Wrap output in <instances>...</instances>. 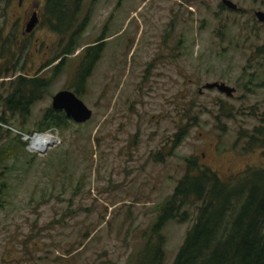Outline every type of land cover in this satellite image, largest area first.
<instances>
[{
	"label": "rangeland",
	"instance_id": "1",
	"mask_svg": "<svg viewBox=\"0 0 264 264\" xmlns=\"http://www.w3.org/2000/svg\"><path fill=\"white\" fill-rule=\"evenodd\" d=\"M10 1L0 2V67H9L0 74V115L8 119L0 122V264H131L187 158L223 179L264 167V22L254 15L264 0H231L236 10L221 8V0H83L80 18L87 15L88 24L57 71L68 34L49 28L45 0H36L39 28L19 42L22 59L6 58L18 53ZM96 41L103 50L77 94L92 117L38 132L52 96L74 92L80 52ZM20 72L48 80L25 117L4 112ZM207 82L235 90L227 96L203 88ZM43 133L54 142L30 141ZM242 133H253L255 144ZM192 223L191 216L163 228V264Z\"/></svg>",
	"mask_w": 264,
	"mask_h": 264
},
{
	"label": "trees",
	"instance_id": "2",
	"mask_svg": "<svg viewBox=\"0 0 264 264\" xmlns=\"http://www.w3.org/2000/svg\"><path fill=\"white\" fill-rule=\"evenodd\" d=\"M82 4L83 0H45L44 15L49 28L62 37L68 34L67 44L54 71L60 69L65 58L75 51L76 41L88 24L87 15L80 18ZM220 7L224 5L221 3ZM102 46L96 41L80 52L72 85L76 94L84 91L86 78L98 61ZM258 50L263 53L264 44ZM12 86L13 90L4 99V112L15 115L18 111L20 117H25L31 104L46 92L48 80L21 76ZM187 113L188 110L183 115ZM195 118L193 116L192 120ZM260 121L264 123V112ZM0 122L5 124L8 119L0 115ZM71 123L63 111L48 107L35 123V130L62 131ZM187 126L178 129L172 149L185 136ZM255 131L261 134V128H255ZM242 136L248 137V146L255 144L253 133H242ZM2 186L3 183L0 184V195ZM156 209L154 220L143 232L145 241L134 254L131 264H163V228L169 221L182 222L191 216L193 223L171 264H264V167L248 168L232 178L223 179L212 168L201 166L195 158L189 157L186 170L173 192Z\"/></svg>",
	"mask_w": 264,
	"mask_h": 264
},
{
	"label": "water",
	"instance_id": "3",
	"mask_svg": "<svg viewBox=\"0 0 264 264\" xmlns=\"http://www.w3.org/2000/svg\"><path fill=\"white\" fill-rule=\"evenodd\" d=\"M222 4L230 9H237V5L231 0H221ZM256 19L264 22V11L258 10L254 13ZM35 19H32L27 26V31L33 28ZM205 89L216 88L219 92L231 96L234 88L222 82H207ZM51 108L55 111H63L67 118L75 123H85L92 117V110L71 90L64 89L57 91L52 96Z\"/></svg>",
	"mask_w": 264,
	"mask_h": 264
},
{
	"label": "flooded vegetation",
	"instance_id": "4",
	"mask_svg": "<svg viewBox=\"0 0 264 264\" xmlns=\"http://www.w3.org/2000/svg\"><path fill=\"white\" fill-rule=\"evenodd\" d=\"M10 2L11 4H13L15 8V12L12 13V16L16 17L14 19V30L12 31V36H13L12 38L15 39L14 48L18 50V53L14 52L13 50L8 51L6 52L7 53L6 58L8 60H13L14 63L15 61L17 62L19 60L20 55L22 59L21 53L23 50L19 47L20 40L30 38L34 35L36 30L40 26L42 12L41 9H39V5L36 0H17V1L11 0ZM32 19H35L33 28L30 31H27V26ZM13 39L12 41H14ZM35 51H37V48H35ZM20 68L24 70L23 63H21ZM15 69L16 66L12 65L11 71H14ZM8 72H9V67L6 66L3 69L0 67V74L8 73ZM21 76H24V73L20 72L13 79H18ZM15 115L20 116V112L15 111Z\"/></svg>",
	"mask_w": 264,
	"mask_h": 264
},
{
	"label": "bare ground",
	"instance_id": "5",
	"mask_svg": "<svg viewBox=\"0 0 264 264\" xmlns=\"http://www.w3.org/2000/svg\"><path fill=\"white\" fill-rule=\"evenodd\" d=\"M54 139L55 137L49 135L48 133H43V134H37L33 142L34 144H37V145L38 143H42V145L45 143L47 145H50L54 142Z\"/></svg>",
	"mask_w": 264,
	"mask_h": 264
},
{
	"label": "built area",
	"instance_id": "6",
	"mask_svg": "<svg viewBox=\"0 0 264 264\" xmlns=\"http://www.w3.org/2000/svg\"><path fill=\"white\" fill-rule=\"evenodd\" d=\"M33 136H34V137H32V136L29 137V138L31 139V140H30L31 142H33V141L35 140L36 135H33Z\"/></svg>",
	"mask_w": 264,
	"mask_h": 264
}]
</instances>
